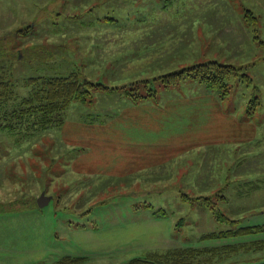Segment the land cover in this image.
Masks as SVG:
<instances>
[{
    "label": "rangeland",
    "instance_id": "1",
    "mask_svg": "<svg viewBox=\"0 0 264 264\" xmlns=\"http://www.w3.org/2000/svg\"><path fill=\"white\" fill-rule=\"evenodd\" d=\"M208 61L238 69L229 95L152 82ZM0 70L102 85L60 129H0V264H127L264 224V0H0Z\"/></svg>",
    "mask_w": 264,
    "mask_h": 264
},
{
    "label": "trees",
    "instance_id": "2",
    "mask_svg": "<svg viewBox=\"0 0 264 264\" xmlns=\"http://www.w3.org/2000/svg\"><path fill=\"white\" fill-rule=\"evenodd\" d=\"M237 72L238 69L233 65L208 61L160 75L152 82H159L167 88L181 81L192 79L209 89L220 91L222 96H227L230 89L228 82ZM7 76L6 72L0 70V129L5 128L24 135L62 128L71 103L74 101L90 102L91 90L95 87L102 88L101 84L81 79L77 71L66 76L30 77L24 82L19 80L12 82L11 75L5 80ZM244 76L251 83L249 76ZM19 82L27 89V94L23 97L19 96L17 91ZM157 92L156 88H150L148 95L131 98L134 103L138 104L140 99H156ZM255 100L257 103L258 98ZM210 211L217 221L231 222L229 218H223L215 209ZM261 234H264V224L239 226L236 229L208 233L201 237L203 241L229 240V243L206 248H173L164 253H154L145 258L132 259L127 264H264V259L256 260L255 258L247 261L227 262L242 252L253 254L263 251L264 240L242 241V239ZM81 261L82 258L65 257L58 264H79Z\"/></svg>",
    "mask_w": 264,
    "mask_h": 264
},
{
    "label": "water",
    "instance_id": "3",
    "mask_svg": "<svg viewBox=\"0 0 264 264\" xmlns=\"http://www.w3.org/2000/svg\"><path fill=\"white\" fill-rule=\"evenodd\" d=\"M51 197H47L45 193L41 194V196L37 200V204L39 208H44L45 206L49 205L51 201Z\"/></svg>",
    "mask_w": 264,
    "mask_h": 264
}]
</instances>
